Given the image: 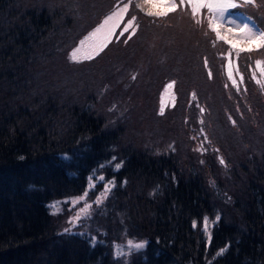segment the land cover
I'll list each match as a JSON object with an SVG mask.
<instances>
[{
	"label": "trees",
	"instance_id": "obj_1",
	"mask_svg": "<svg viewBox=\"0 0 264 264\" xmlns=\"http://www.w3.org/2000/svg\"><path fill=\"white\" fill-rule=\"evenodd\" d=\"M73 1L61 0L67 6L75 5L76 8ZM20 2L14 1L16 4ZM53 4L55 2L50 5ZM93 4L94 0H90L89 6ZM31 9L34 11L33 6ZM70 11L72 16L81 15L78 7ZM91 11L92 15L94 11ZM21 18L22 13L16 5L10 20L0 27V101L11 97L17 104H28L31 107L27 116L20 113L13 119L8 116L0 118V264H264V161L258 156L261 153L258 143L264 141V97L261 106H256L255 102L244 104L243 107L250 108L251 111L247 112L248 115L242 114L243 118L229 119L228 114H220L219 119L214 120L211 137L218 140L217 147H210L203 142L206 147V162L202 165L201 174L198 171L200 165L188 154L187 160L183 154L171 153L163 160L150 155L154 149L152 143L147 149L148 153L142 151L138 157L136 151L129 154L128 150L121 152L125 155V168H129L126 171L128 180L134 184L146 180L143 191L147 194L153 190L154 182H158L160 186H163V182L172 184L175 177L178 178V187L181 189L170 194L167 204L158 207L157 222L156 203L145 202V226L150 237L146 241L143 259H135L129 263L111 261V258L108 259L109 254H105L101 247L96 250L91 246V238L83 225L67 231L56 226L57 222L45 210V202L53 192L50 186L56 185L54 181H61L56 192L78 190L85 184V174L72 164L62 171L54 170L55 168L46 167L47 163L44 165V159L30 156L33 152L28 148L29 141L34 138L37 130L41 131L36 128H40L39 125L43 123L34 112L36 95L48 97L43 101L47 106H56L59 115L76 122L78 126L75 125V129L69 133L70 140H81L92 135V127L85 122L91 117L101 118L99 122L94 120L92 123L94 129L113 122L103 120L102 110L90 105L84 92L64 76V65L59 62L60 49L73 34L68 29L71 21H64L63 26H52L51 23L46 26L40 23L39 26L43 29L37 31L26 29L27 25L21 23ZM78 19L73 20L75 22ZM30 26L34 27L35 24ZM142 29L143 33L134 46L126 49L123 46L116 50L122 52L124 49L121 58L108 55L103 61H97L86 69L100 74L108 67L113 74L108 78L122 77L124 83H127L130 70L142 68L146 62H150L146 67L159 83L174 74H181L184 84L192 82L198 85L200 80L205 92H214L217 105L224 107L223 99L226 100L227 94H223L217 84L206 82L196 52L191 51L192 48L186 50L188 43L181 42L177 45L172 57L158 43L144 48L143 42L157 39L156 34L160 37L166 33L164 30L172 34L177 28L173 25L162 27L143 24ZM51 56L56 60L48 65ZM124 57L129 58L123 68L116 70L107 64L117 66ZM46 72L61 78L58 81L52 80ZM77 78L84 81L83 76ZM97 79L99 78L95 80ZM95 80L93 87L98 91L101 85L95 83ZM145 110L144 108L142 118L148 124ZM226 112L225 110L224 113ZM22 115L26 116L22 133L12 135V130L15 131L16 122ZM233 120L235 124L232 123ZM185 122L180 113L173 112L166 118L154 115L149 124L161 131L157 134L150 130L149 137L144 129L140 131L132 121L128 124L121 121L111 128L114 134L106 142L110 148L119 146L121 136L128 129L143 135L138 143L144 146L156 141L161 133L166 134L165 141L175 135L189 141L190 133L200 130L199 121L192 116L188 123ZM60 131H63L61 124L59 130L50 129L48 135L58 139L61 137ZM252 132H255L254 139ZM259 135L262 137H258ZM159 145L165 149L164 144ZM42 148L44 149V145ZM89 148H97V139L91 141ZM149 158L153 162L152 170L147 174L144 168ZM221 159L224 160L223 164L220 163ZM212 170L217 173L214 178L217 187L207 179ZM224 177H232L235 182L232 184L228 180L223 184ZM224 190L226 191L223 192ZM122 196L125 197V194ZM203 203L213 214L227 212L232 207L236 220L235 225L220 222L213 228L212 238L208 243L200 235L199 240L194 238L196 233L189 222V219L197 218L202 213ZM125 210L122 207L120 212ZM189 229L192 230V239L188 235ZM204 244H209V250H206ZM221 245L225 249L224 253L210 256Z\"/></svg>",
	"mask_w": 264,
	"mask_h": 264
},
{
	"label": "snow or ice",
	"instance_id": "obj_2",
	"mask_svg": "<svg viewBox=\"0 0 264 264\" xmlns=\"http://www.w3.org/2000/svg\"><path fill=\"white\" fill-rule=\"evenodd\" d=\"M123 2V0H122ZM132 0H128L127 3H123V7H117L109 16H107L104 21L98 25L92 32L88 33L83 39L80 40L79 45L74 48L70 54V58L73 62H81V57L78 55L80 53H84L82 59L91 60L94 59L95 56L99 55L100 52L107 47L110 42V37L114 34V31L117 27L120 26L121 21L123 20L125 14L129 11V6L131 5ZM243 5H255L256 0H242ZM147 7V15L155 16V17H164L169 14V12H175L178 8L181 7H190L191 14L195 17L201 9L207 10V27L215 33L217 40H223L225 43L230 45L228 52L229 56L233 50H235V55L237 57L240 56L242 52L252 53L254 51L264 50V30L259 29L254 23H249L251 21V17H248L247 20L241 21L237 23L235 20H228L227 22L233 24L236 28L240 29V34L231 33L229 36H224L220 31V23L221 21L226 20V13H228L229 9H235L241 5H238L236 0H142L141 4H136L135 7ZM136 17H131L127 23L124 25L123 31L119 33V35H124L125 32H128L129 28H133V21ZM197 24L202 23V20L197 19ZM131 38L130 36L128 37ZM127 43V40L124 41ZM237 45H242V47H238ZM205 63H207L205 61ZM255 64L257 68L260 69L261 75H264V60H256ZM211 75V73H209ZM136 77L133 76L132 79ZM229 79H232V71H231V61H229ZM235 84V81H233ZM257 83H260L258 80ZM175 81H172L167 85L168 89H171ZM193 95V100L196 99L195 93ZM204 109H201L203 112ZM163 113V108H161V114ZM231 119V117H229ZM235 124V121H232ZM206 138V137H205ZM22 159V157H21ZM115 160V157H113ZM220 163L223 164L224 160L221 159ZM122 165L120 163L115 164V168L118 170ZM101 167H104L101 165ZM98 179L100 181H104V176L98 177H89V190L93 188L95 185L93 181ZM114 181H108L106 184L102 185L105 189L104 192H101L100 196L96 197L93 203L99 205L102 202V197L106 198L107 193L111 191L108 185L114 186ZM89 190H85V192L76 198L75 200L68 201L66 203H72L73 205L80 204L83 202V207L80 208L78 212H76L74 216V220H79L81 216L87 218L91 215L90 209L92 204L88 202ZM50 207L55 208L56 205H50ZM220 217L217 216L216 220H219ZM205 228H207V217L204 220ZM195 226V223L194 225ZM67 231V229H66ZM146 241L136 242L132 239L126 241V250L125 245H114V256L116 258L125 257L131 255L134 251H139L144 249L146 246ZM225 249H221L218 255L222 254Z\"/></svg>",
	"mask_w": 264,
	"mask_h": 264
},
{
	"label": "rangeland",
	"instance_id": "obj_3",
	"mask_svg": "<svg viewBox=\"0 0 264 264\" xmlns=\"http://www.w3.org/2000/svg\"><path fill=\"white\" fill-rule=\"evenodd\" d=\"M26 2V1H25ZM135 2H137L138 4H141L142 3V0H135ZM45 4H49V6L46 7L47 11H51L52 7L55 5H50L51 3H45ZM67 9L69 10H72L74 9L73 6H67ZM183 11H184V14H187V13H191V9L190 7H185V8H182ZM143 10L144 11H147V7H143ZM205 12H207V10L205 9ZM49 15L51 16L52 15V12L49 13ZM107 16H104L102 17V19L100 20V22L98 23V25H100L104 19L106 18ZM60 20V17L58 19H56V21H59ZM228 20H235L237 23H240L241 21H243V19L237 15H233V14H230V13H226V20L225 21H221L219 22L221 27H220V31L221 33L224 35V36H229L230 32L231 33H234V34H237L239 35L240 34V29L236 28L233 24L227 22ZM4 24H6L7 22L3 21ZM127 22H125L123 24V27L124 25L126 24ZM156 38H157V35H156ZM83 39V36H81L80 34H76L75 35V40L73 42H69L68 43V46L67 47H71V52L74 48H76L78 45H79V42L80 40ZM146 40V39H144ZM156 39L153 38L151 40H148L146 42H143V46L144 48H147V47H151L154 45ZM81 58L83 57L84 53H80L78 54ZM256 57H253L252 58V61L255 60ZM53 60H56L55 57H51L50 59V62H52ZM141 62V61H140ZM145 65V64H144ZM229 69V67H227ZM68 77V76H67ZM68 79H70L72 81V78L71 77H68ZM77 86H79V83L76 84ZM167 88V85L165 86V89ZM162 90L159 95H158V101H157V104H158V108L161 109L165 103L169 100V91H165ZM141 95V94H140ZM144 95V92L141 96ZM45 97L44 96H41L39 97L38 101L35 105H38L40 103H42L44 101ZM28 109H31V107H27ZM131 108L132 109H135L136 108V102H133L131 103ZM14 107H10L9 109H7L5 111V113H7L8 111H11V114L10 115H14L16 112L13 110ZM138 109L139 108H136L135 111L133 112V114L131 116H126L125 117V122L126 124L130 123L131 121L134 123H140V120L138 119ZM117 109L115 108H110L109 109V113L111 114V116L107 117L106 119L108 121H111V120H116V122H119L117 120V117L114 116V112L116 111ZM211 112H213V110H211ZM137 115V116H136ZM16 116V114H15ZM22 119V117H21ZM20 119V120H21ZM19 120V119H18ZM19 120V121H20ZM21 122V121H20ZM146 128V134L149 135L150 134V130L152 131H155L157 134L160 133V129L159 128H152V126H150V124H147V123H144L143 125H141V128H140V131H143V129ZM46 131H49V129H46ZM126 138H128L129 136L134 140V139H140L143 137V135L137 133V131L135 132H132L131 129H128L126 131V134H124ZM161 144H164L163 142H161ZM51 185V184H50ZM95 193V187L91 188L89 190V197H88V202L90 204H92V207L90 209V213L91 215L87 218L81 216V218L79 220H74V216L76 214V212H78L80 210V208L83 207V202H81L80 204H77V205H73L72 203H66L68 201H72V200H75L76 198H78L79 196H81L82 194L80 195H76V196H68V197H64L62 199H57V200H51V201H48L47 203V209L52 211V216L54 218H56V221L59 225L61 226H70V227H78V226H82L84 225V223L89 220L91 221L93 224L96 223V222H102L104 220V216H103V213H101V208L103 206H106L107 205V202L106 201H102L99 205L93 203V201H95L96 197H98L97 195L94 196L92 195V193ZM55 204L56 207L53 208V207H50V205H53ZM210 222L209 220L207 219V228H205V224H204V221H203V225H202V228L205 232V234L208 233V228L210 226ZM62 229V228H60ZM112 245H117L116 243H112Z\"/></svg>",
	"mask_w": 264,
	"mask_h": 264
}]
</instances>
